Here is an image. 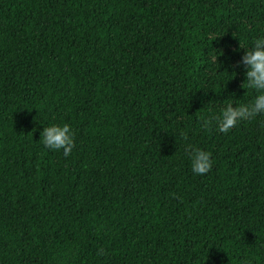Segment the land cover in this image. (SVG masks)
<instances>
[{
  "label": "trees",
  "instance_id": "obj_1",
  "mask_svg": "<svg viewBox=\"0 0 264 264\" xmlns=\"http://www.w3.org/2000/svg\"><path fill=\"white\" fill-rule=\"evenodd\" d=\"M260 36L264 0H0V264H264V114L204 127Z\"/></svg>",
  "mask_w": 264,
  "mask_h": 264
},
{
  "label": "clouds",
  "instance_id": "obj_2",
  "mask_svg": "<svg viewBox=\"0 0 264 264\" xmlns=\"http://www.w3.org/2000/svg\"><path fill=\"white\" fill-rule=\"evenodd\" d=\"M242 61L247 66L243 83L246 89L255 91L254 99L250 103L241 104L235 108L231 106V103L226 104L218 115L204 121L206 129L215 122L218 131L227 133L239 122L252 120L264 114V36L255 38L251 46L245 48ZM40 138L45 148L54 151L63 150L65 157H68L75 147V136L67 123L43 127ZM188 157L192 171L197 175L208 173L214 163L210 158V152L196 147L190 148Z\"/></svg>",
  "mask_w": 264,
  "mask_h": 264
}]
</instances>
